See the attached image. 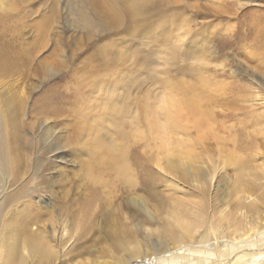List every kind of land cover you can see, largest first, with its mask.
<instances>
[{"label":"rangeland","instance_id":"374dc122","mask_svg":"<svg viewBox=\"0 0 264 264\" xmlns=\"http://www.w3.org/2000/svg\"><path fill=\"white\" fill-rule=\"evenodd\" d=\"M244 1L251 3L240 7V0H144L139 12H128L124 6L129 4L122 0H0V130L14 143L12 154L20 159L22 175L17 182V171L12 177L2 167L0 152V176L8 179L0 196V225L4 241L18 245L20 258L40 264L23 250L27 230L22 224L31 212L29 216L40 218L39 231L48 241L56 222L67 229L63 235L55 233L60 249L55 248L59 255L54 264L114 262L127 254L118 248L120 241L167 250L165 237L156 229L165 227L176 201L190 209L202 198L212 220L226 207L233 210L235 171L243 169L244 182L256 178L253 185L262 187L264 138L257 136L260 128H253L250 115L263 114L264 107L243 102L236 93L239 85L248 88L251 72L264 78V51L257 46H262L264 0ZM238 29L250 33V39L236 42ZM223 41L229 45L221 48ZM204 78L222 83L221 95L215 94L221 110L241 112L225 123L224 131L218 130L229 140L222 151L212 138L199 140L200 164L208 170L234 151L233 160L236 154L242 159L219 172L203 196L190 178L173 177L155 165L162 153L146 125L159 112L162 99L170 97V84L188 81L199 87ZM124 110L129 113L124 115ZM133 120L147 139L130 133L137 184L124 183L109 165L93 180L84 168L92 159L89 147L95 144L97 157L105 149L114 150L122 142L121 128L130 130ZM233 137L240 145L236 150ZM259 189L256 196L264 202ZM37 225L28 230L38 232ZM189 247L182 257L156 264H197L198 254Z\"/></svg>","mask_w":264,"mask_h":264},{"label":"bare ground","instance_id":"6f19581e","mask_svg":"<svg viewBox=\"0 0 264 264\" xmlns=\"http://www.w3.org/2000/svg\"><path fill=\"white\" fill-rule=\"evenodd\" d=\"M122 2L124 4H129V6H124L128 12L132 10L139 12L144 5V0H122ZM250 3L251 2L247 3V1L245 2L244 0H240L239 6L245 7L250 5ZM115 18H112L113 21L119 22V20H115ZM262 33V39L260 38L261 40L259 41L260 43L262 42V46L259 43H257L259 44L257 46L264 51V32L262 31ZM233 35L235 36L236 42L248 41V39L251 37L250 33H245V31L241 29L236 30ZM228 45L229 43L225 41L220 42L221 48L222 46L226 47ZM260 50L258 49V51ZM261 53L264 54L262 51ZM202 69L205 70V68ZM237 73H239L238 70H234L232 74L238 76ZM200 83L203 84H199V87H196V84L188 81L170 84V97L162 99V103H160V106H158L160 113L157 112V115H152L153 119L149 120L151 124L149 126L146 125V127L148 128V132L153 135V137H151V135L149 136L154 139L156 147L158 146L159 151L162 153V157H160L161 155L156 157L157 159L155 160V165L173 177H177L179 175V177L183 179L190 178L193 185L196 184L197 189L201 190L200 193L204 196L210 187H212L216 175L223 171L228 164H241L242 158H239L236 154L237 160H233L235 157L234 151L233 153L227 154L228 156L224 155L225 159L220 160L219 164L217 163L218 165L212 163V167H209L210 170H205L203 169V166H201V164L204 162L201 163L200 154L197 152L199 140L204 142L203 139L212 138L215 140V144L218 145V149L221 148L222 145L224 146V142L229 140H227L226 137L219 135L218 130L219 132L222 131L224 126L227 124L226 122L236 120L237 116L240 115L239 113L241 110L237 108H234L233 112H226V109L221 110V105L218 104L219 97L217 98L215 94L217 93L221 95L219 87L222 86V83L213 84L211 80H207L205 78L200 80ZM246 87L247 86L243 85L238 86L236 93L238 98H240L243 102L252 103V105L255 107H264V78H260L255 72H251L249 86L248 88ZM217 110L220 111L218 112ZM242 110L244 111L245 108ZM128 113L129 112L127 110H124V115H127ZM159 114H161V116H159ZM252 117L256 121H252V124L254 125L253 128H260L257 131V136H263L264 138V113L256 114L254 116L250 115V118ZM136 121L132 123L130 122L131 125L128 123L131 128H129L130 130H127L128 127L121 128L119 132V135L121 133V138L119 139H122V142L119 143L117 147H114V150L105 149L101 156L97 157L95 144L92 146L90 145L91 147H89L88 151L89 157L92 159L86 164L84 163V168L93 180L98 181L100 179L99 171H102V166L104 167V165H109L111 166L110 170L113 169L112 171H114L118 177H121L125 180L124 183L127 181L132 185L137 184L134 182L135 179L133 178V168L131 167L132 163L130 162L129 152L131 151H129V145L131 142L130 138H133L132 135L130 137V133L131 131H134V137L137 136V138H140V141L144 139L143 137H145L146 134L142 131V126L138 125ZM124 128H127V131ZM229 128L230 127H228V129ZM230 141L233 143L234 150L239 148L240 145H237V137L231 138ZM13 145L14 143H12V145L10 144L8 132L2 128L0 130V152L3 154L1 165L3 168L6 167L9 173L11 172L12 177H14V172L17 171V177L15 178L18 180L17 182H20L22 175L18 174L21 171L20 167L17 165L18 162H20V159L19 157H13ZM55 148L58 149L57 147ZM219 154L220 157L223 156L221 152ZM54 158H58L57 154L54 155ZM135 158V163L138 164V158ZM209 160L210 159H208V161ZM204 161L207 162L206 160ZM210 162L213 161L211 160ZM38 164L40 163L38 162ZM38 166L37 168L40 167ZM245 172L246 171H243V169L241 171H235L236 180H234V192H236L235 194L237 196L235 201L236 203H233L235 204L234 209L228 210L227 207L222 209L220 212H218V218L214 217V220H212L213 218L210 219L208 216L206 217V208L201 205L200 201L202 198L198 201L194 200V202L190 204V209L188 206L186 207L182 201H176L174 203V211H171L168 217L166 216L167 223L165 222V227L162 229H156V231H158L161 236L165 237L163 240L166 239L167 245H169L167 250L157 252L158 249L154 251L155 247H149L148 243L147 245H144L142 241L141 245L137 241L136 243H129L119 240L120 242L117 243L118 248L127 252L124 258L116 259L114 262H103V260L102 262H98L97 259L96 261L93 260L88 262V264H156L163 259L171 260L173 258L177 259L182 257V255H184L187 250H190V247L187 248L188 245H191V249H193L194 254H198L195 260L197 261V264H264V202L262 197L260 198L261 195L256 196L258 193H255L258 192V189L261 187V183L258 184L260 186L258 188V186L253 185L254 182L257 184V181H255L256 178L254 181H250L251 184L244 182ZM258 174L259 171L256 175ZM261 175L262 173L260 172V176ZM263 179L264 178H262V180ZM5 180L8 179H6L5 176L4 178L0 176V196H3V192L7 190L5 186L7 183L4 184L7 182ZM262 187H264V183L262 184ZM259 191L262 190L259 189ZM262 192L264 193V191ZM143 202L144 201H142V203ZM259 203H261V205ZM29 214H32V212ZM29 214H27V222L22 224V230H27V233L25 231L27 237L23 246V250L25 253H28L30 257L36 259L40 264H54L59 255L55 250L57 244H54V242L58 240V238H55V233L59 232L63 235L67 229L61 228V226L57 224L59 222H56V225L54 224L55 227L53 228L55 233H51V235H49L50 238L48 241V236L43 235L42 232L39 231L40 227L37 225V221L40 218L38 217L39 219H37L35 212L33 213V215L35 214L34 217L32 215L29 216ZM33 224L38 226V232L28 230V228H30ZM2 229L3 228L0 225V264H29L27 259L20 258V252L16 243L14 245L8 244L4 241L1 235ZM114 229L115 228H113L112 231H114ZM123 229L124 228H122V230ZM199 229H204V231L201 236L197 238L195 234ZM150 230L152 232V229ZM147 231H145V233ZM116 234L114 236H116ZM148 234L150 235L149 232ZM114 239L116 240V238ZM117 239H119V237ZM147 239H149V237ZM128 240L130 241V239H127V241ZM61 242L62 241H60V243ZM194 244H197V246L194 247ZM156 246L158 245L156 244ZM59 247L60 245L57 248ZM121 255L122 254L119 256L121 257ZM81 262L79 261L77 264H83ZM73 264H75V262Z\"/></svg>","mask_w":264,"mask_h":264}]
</instances>
